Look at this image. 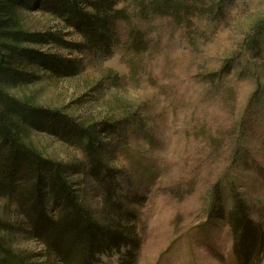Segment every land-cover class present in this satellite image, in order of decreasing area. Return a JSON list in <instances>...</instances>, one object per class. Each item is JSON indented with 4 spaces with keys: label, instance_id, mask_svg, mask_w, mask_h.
<instances>
[{
    "label": "rangeland",
    "instance_id": "rangeland-1",
    "mask_svg": "<svg viewBox=\"0 0 264 264\" xmlns=\"http://www.w3.org/2000/svg\"><path fill=\"white\" fill-rule=\"evenodd\" d=\"M99 1L16 9L19 30L48 39L21 46L60 69L34 63L39 81L4 89L40 111L22 142L62 164L78 203L125 238L88 262L78 247L60 258L59 239L47 245L0 193L4 249L24 264H264V0H181V15L116 0L106 45L68 8L95 15ZM77 131L103 145L101 172ZM60 210L48 201L49 218Z\"/></svg>",
    "mask_w": 264,
    "mask_h": 264
},
{
    "label": "trees",
    "instance_id": "trees-1",
    "mask_svg": "<svg viewBox=\"0 0 264 264\" xmlns=\"http://www.w3.org/2000/svg\"><path fill=\"white\" fill-rule=\"evenodd\" d=\"M25 1L0 0V193L18 199L24 217L36 234L42 235V241L47 245L59 239V247L55 252L60 258L70 257L79 248L83 251V260L88 262L97 259L100 253L118 249L125 234L110 233L102 228L91 212L76 200L67 179L66 168L60 163L44 159L21 140L22 126L40 127V111L10 96L4 87H19L39 81L37 76L28 72L34 63L43 65L54 74H59L60 69L54 64V59L21 46L48 43L46 37L27 34L18 29L15 11L23 7ZM115 3L116 0H100L95 6V15L86 14L76 6L66 7L76 13L77 26L85 32L90 43L101 42L106 45L112 37L109 18ZM153 5L178 15L184 9L181 0H154ZM121 13L119 11L116 15ZM262 34L263 30L258 36ZM75 133L79 141L87 142L85 150L94 160V173L101 172L99 163L103 158V145L90 132ZM23 182L27 184L24 188ZM54 198L61 203L58 219L46 215L48 201ZM235 221L241 228L244 227V222ZM246 248L251 254L250 246ZM0 264L24 262L11 251L5 250L0 240Z\"/></svg>",
    "mask_w": 264,
    "mask_h": 264
}]
</instances>
